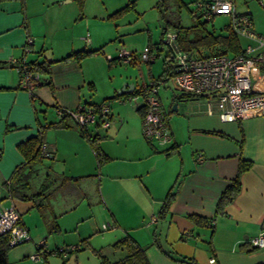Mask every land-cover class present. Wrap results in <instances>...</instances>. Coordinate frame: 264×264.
<instances>
[{"label": "crops", "instance_id": "crops-1", "mask_svg": "<svg viewBox=\"0 0 264 264\" xmlns=\"http://www.w3.org/2000/svg\"><path fill=\"white\" fill-rule=\"evenodd\" d=\"M75 1L0 0V212L9 208L18 212L28 241L33 237L29 217L34 212L50 232L53 221L57 231H75L73 245L80 247L78 251L90 249L86 253L94 256L95 264H101L102 257L109 259L104 250L113 257L109 262L122 258L124 251L113 245L125 236L143 249L148 264H264V248L248 243L264 228V114L252 112L226 122L215 112L208 113L204 98L180 101L173 97L170 104H176V111L162 106L171 142L158 146L142 137V97L133 99L128 111L127 106L110 110L107 128L99 122L83 128L89 137H98L100 152L107 157L101 165L71 120L40 119L43 106L98 107L115 95L127 102L131 99L127 95L147 86L126 84L122 94H118L120 89L95 97L97 75L113 61L105 62L107 37L88 23L87 0L82 9ZM243 10L240 13L249 14L255 27L252 13ZM104 14L93 18L102 20ZM89 28L91 35L84 34ZM79 51L93 53L81 61H62ZM41 62H52L50 74L39 75L43 82L30 94L20 87L16 67ZM253 83L264 91V73ZM46 123L59 125L43 133L46 150L52 153V173L46 174L52 180V194L48 208L40 211L31 201L11 197L8 181L25 161L18 145L39 134ZM240 159L250 161L251 167L240 175V190L232 202L218 209L221 195L237 175ZM54 173L57 177H50ZM66 176L91 179L70 183L85 184L75 197L73 191L62 188L69 183L60 185ZM19 182L15 188H21L23 180ZM170 193L173 197L164 209ZM52 200L57 201V209ZM83 203L84 209L78 211ZM93 205L100 217L107 214V229L102 228L104 223L98 225ZM153 215L154 223L150 221ZM104 231V242L96 245L94 240ZM71 255L68 263L81 264L79 254ZM43 263L47 264L45 257Z\"/></svg>", "mask_w": 264, "mask_h": 264}, {"label": "rangeland", "instance_id": "rangeland-1", "mask_svg": "<svg viewBox=\"0 0 264 264\" xmlns=\"http://www.w3.org/2000/svg\"><path fill=\"white\" fill-rule=\"evenodd\" d=\"M194 1L196 0H87V3L84 2L86 4L84 13L89 19V25L92 26V28L96 25L95 31L97 33H102L103 36L105 35L107 37V42L103 46V48L107 47V49H109L108 51L103 52L105 54V62H108L106 54H110L114 58L112 66L109 67L105 65V68L97 75V85L95 92V95L97 96L95 97H101L107 94L111 95L114 91L118 92L126 84H136L138 87H141L144 84L149 86L159 79L160 75L162 74L163 59L167 53V49L160 44L162 28L164 26H167L168 30L170 31H176L179 34V37L183 39H194L196 36H201L204 34H211L215 37L219 33H225L224 26L227 25V18L224 16H217L212 22L203 24L204 20L199 18L197 11H195V8L193 7ZM236 6L238 12H244L245 10L243 9H246L252 13L253 21H255V27H253L255 28V33H264V21H262L264 20V9L259 6L257 0H236ZM123 8H126V10L123 11L119 16L115 18L111 17L116 11H119ZM101 14H104L102 20H96L93 18L94 15L100 16ZM194 14L196 17H194ZM177 22L180 24L179 29L173 26V23ZM168 23L169 25H167ZM67 31L69 32V29H67ZM187 31L190 32L187 34ZM87 32L90 35L92 33L90 28L85 30L84 34ZM240 40L242 45L247 44L246 40ZM155 45H160V52L158 53L159 56H157L155 61L151 64L143 62L140 59V55L144 48ZM121 50L133 52L136 61L129 64L118 60L117 56ZM221 51H223L222 46L220 44L214 43L210 45H201L198 48L192 50L191 53H193L195 56H203L219 53ZM262 73H264V70H259L256 68L252 69L250 74L251 82H254ZM158 93L162 106L166 110H171L175 104H170L171 99L177 93L171 89L168 81L164 84L159 82ZM141 97L142 96L139 94L134 99L140 101ZM132 100V97L130 100H127V102H120L121 100L111 99L105 100L102 104H108L109 106L111 103H113L110 110L127 106L125 108L128 111V107L131 108L134 106V101ZM39 117L41 120H45L44 118L47 120L55 117L58 118L57 108L55 107L53 109L52 107L43 106L42 110L39 112ZM70 158L71 157H68L66 160L67 163L70 162ZM59 165H62V162H59ZM34 169L35 171L29 179L30 191H25L27 193L36 192L40 186V183L45 180L47 172L49 171L52 173V160L45 158L41 164H36ZM50 177L54 178L57 176L54 173L51 174ZM87 179L91 178H84L82 181H87ZM59 181H61V179H59ZM82 183L83 182H80L78 186H70L69 184L62 188L64 190L69 189L71 192L73 191V195L78 197L80 196V189L85 187V184ZM80 184H82V186H80ZM62 193L63 191H60V195ZM56 202L52 200L53 205L55 204V209H57ZM84 205V203L79 205L78 211L84 209ZM92 209L96 219H98V225L100 226L102 223L106 225L108 222L107 214L105 213L104 216L100 217L99 213L97 212L96 205H93ZM34 213H31V216L29 217L31 227L34 230L32 232L33 237L30 235V241L9 248L7 253L9 264L43 263L44 257H40L41 259L39 263L32 259V256L38 252L37 249L40 245L44 246L43 251L46 252L45 258L47 264H79L74 262L68 263L69 261L64 259L62 256L52 253L56 249H65L75 246L73 244H76L74 243V239L77 235L76 232H67L65 228L50 232L48 227L45 226L42 217L38 213L33 216ZM86 227L87 226L84 225L82 228ZM106 232L107 231L102 232V234H100V236L94 240L96 245H98L100 241L104 242L102 240V235H104ZM106 250H109V248ZM86 251H90V249L80 250L75 253L71 252L70 255L72 253H74L72 255H75L76 253L79 254L80 256L78 261L81 262V264H95L94 256L86 253ZM103 252V254L109 258L108 260L113 259L112 256L108 255L107 251L104 250Z\"/></svg>", "mask_w": 264, "mask_h": 264}, {"label": "built area", "instance_id": "built-area-1", "mask_svg": "<svg viewBox=\"0 0 264 264\" xmlns=\"http://www.w3.org/2000/svg\"><path fill=\"white\" fill-rule=\"evenodd\" d=\"M264 9V0L259 1ZM193 7L199 18L204 22H212L217 16H226L231 31L244 39L247 44L242 46L240 54L224 53L195 56L185 52L178 45L176 31H166L161 37L160 44L167 49L172 61L174 74L168 79L171 89L177 94H188L202 97L205 100L208 113H216L222 121L234 122L249 113L264 114V91L251 82L252 69L264 70V33L254 32L252 19L247 13L236 10V0H196ZM160 45L145 47L140 59L145 63H153L157 58ZM108 61L113 58L108 56ZM124 63L136 61L133 52L121 50L117 56ZM19 85L28 93L41 85L37 72L26 65H17ZM159 82H153L141 91L144 114L142 117V135L148 142L164 146L171 142L162 104L158 93ZM133 99L135 97H132ZM57 116L67 117L79 128L97 123L103 128L110 125V108L108 104L98 107H77L76 109L57 108ZM41 153L47 156L49 152L43 143ZM156 221L153 215L150 219ZM107 229V225L102 226ZM0 235L9 237V247L25 243L29 240L27 229L21 224L18 212L14 208L0 212ZM255 249L264 248V228L248 241ZM78 247L72 246L59 249V254L67 258L68 254ZM44 251L40 248L32 256L40 262ZM211 263L214 259L209 260Z\"/></svg>", "mask_w": 264, "mask_h": 264}, {"label": "trees", "instance_id": "trees-1", "mask_svg": "<svg viewBox=\"0 0 264 264\" xmlns=\"http://www.w3.org/2000/svg\"><path fill=\"white\" fill-rule=\"evenodd\" d=\"M78 4H79V8L82 9L83 8V0H77ZM126 8H123L119 11H116L111 17L115 18L117 16H119L123 11H125ZM194 17H196V15L194 14ZM199 21V20H198ZM206 22H204L203 24H205ZM171 24V23H170ZM169 25V23L167 24ZM173 26H175L177 29H179L180 24L177 23H173ZM195 27V26H192ZM191 27V28H192ZM225 29V33H219L217 34L215 37L211 34H204L201 36H196L194 39H183L181 37H179L178 34V45L180 47V49H182L185 52H189L191 53L192 50L198 48L201 45H210V44H220L223 48V52L224 53H232V54H240L242 52V43L241 40L239 39V37H237L230 29L229 25L227 24L226 26H224ZM190 30V29H187ZM168 31V27L164 26L162 28V36L164 35V33ZM190 31H187V34ZM161 36V37H162ZM147 47H151V46H147ZM158 52H160V49L158 50ZM93 53V52H90ZM84 51H79V52H74L69 54L68 56H66L65 58L62 59V61H81L86 55L90 54ZM157 56H159V54L157 53ZM114 61V59L112 60ZM52 62H41L39 64H33L31 65V69L35 72H37L40 76H48L50 74V66H51ZM174 74L173 71V65H172V61L168 55V53H166L164 59H163V63H162V74L160 75L159 79H157L155 82H160V83H165L168 81V79ZM43 79V78H42ZM41 79V84L43 82V80ZM143 90V88H140L138 90H135L133 92H131L129 95H127L125 98H129L130 97H136L137 95H139L141 93V91ZM174 99L176 100H188L190 98H202V97H195L192 95H188V94H176L173 96ZM119 99L122 98L120 95H115L114 97H111L109 99L106 100H110V99ZM165 119H166V115L164 113ZM59 122H62L64 119H67V117H60L58 118ZM59 124H53V123H46L44 125L41 126V131L39 132V134H37L34 137H31L29 139H27L25 142H22L18 145L19 150L23 153L24 156V163H23V168L27 169L26 173L22 172V167L18 168L17 170L14 171L11 179L8 181V184L10 185L9 187V195L13 198H19L21 200H25V201H31L34 203V206L36 209L43 211L44 209L48 208V201L51 197L52 192L50 191L51 188V184H52V180H49L48 175H46L45 177V181H43V183L40 185L39 189L37 192L35 193H31V194H27V192L25 191H30V183H29V179L32 176V174L34 173L35 169L34 166L36 164H41L44 158H48V159H52V153L49 152V154L47 156H43L41 153V145L43 144V133L45 130L49 129V128H53L56 127ZM84 127L80 128L81 131V136L87 140L89 142V144L92 147V150L94 151L96 160L98 165H101L106 159L107 157H105L101 152L100 149L97 145V138L98 137H89L88 135H86L85 131L83 130ZM211 134L220 136V137H226L225 135L219 133V132H211ZM251 167V162L250 161H246L243 159L239 160V164H238V170H237V175L234 178V180L232 181V183L225 189V191L223 192V194L221 195L219 201H218V209H222L225 205L229 204L230 202H232V200L234 199V197L236 196V194L239 192L240 190V181H239V177L243 172H246L247 170H249ZM84 178H89V176H85V177H62V181L60 183L64 184V182L67 183H71V184H78V181L84 179ZM23 180L22 186L21 188L16 187L15 188V184L16 183H20L19 181ZM59 186V185H58ZM22 190V191H21ZM173 194H168V196L166 197L165 201H164V209L165 207L168 206L170 200L172 199ZM56 224L53 221L52 223V231L56 230ZM8 241H9V237L6 235H0V264H9L8 261V257H7V253L9 248L8 245ZM114 248L120 249L122 251H124V256L122 258H120L117 261L114 262H109L108 260L105 259V257H102V262L101 264H148V261L144 255V251L143 249L137 245V243L130 238L129 236H125L124 238H122L120 241H118L115 245H113ZM44 250V246L40 245L38 247L39 249ZM80 249V247H78L75 251H78ZM52 253L61 256V254H59V249H56L55 251H53ZM46 252L44 251V257H45ZM49 254V253H47ZM66 259V258H64Z\"/></svg>", "mask_w": 264, "mask_h": 264}, {"label": "water", "instance_id": "water-1", "mask_svg": "<svg viewBox=\"0 0 264 264\" xmlns=\"http://www.w3.org/2000/svg\"><path fill=\"white\" fill-rule=\"evenodd\" d=\"M130 88H131V87H129V90H130ZM125 91H126V90H125V86H123V88L119 91L118 94H122V93H124ZM172 110H173V111H176V104L173 105Z\"/></svg>", "mask_w": 264, "mask_h": 264}]
</instances>
